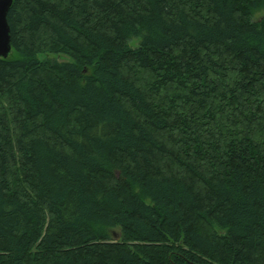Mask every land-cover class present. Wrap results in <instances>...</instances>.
<instances>
[{
	"label": "trees",
	"instance_id": "obj_1",
	"mask_svg": "<svg viewBox=\"0 0 264 264\" xmlns=\"http://www.w3.org/2000/svg\"><path fill=\"white\" fill-rule=\"evenodd\" d=\"M7 24L0 264H264V0H13Z\"/></svg>",
	"mask_w": 264,
	"mask_h": 264
},
{
	"label": "water",
	"instance_id": "obj_2",
	"mask_svg": "<svg viewBox=\"0 0 264 264\" xmlns=\"http://www.w3.org/2000/svg\"><path fill=\"white\" fill-rule=\"evenodd\" d=\"M13 0H0V58L6 59L11 53L7 14ZM116 237V236H115Z\"/></svg>",
	"mask_w": 264,
	"mask_h": 264
},
{
	"label": "rangeland",
	"instance_id": "obj_3",
	"mask_svg": "<svg viewBox=\"0 0 264 264\" xmlns=\"http://www.w3.org/2000/svg\"><path fill=\"white\" fill-rule=\"evenodd\" d=\"M262 12H256L254 15V19L255 18H257L260 14H261ZM138 42H139V40L138 39H132L131 41H130V45L131 46H137V44H138ZM46 57H49V58H52V59H56V60H58V61H66L67 59L65 58V57H59V56H46ZM40 58H44V56H40ZM113 238L116 240V241H118L119 240V233L118 232H116V231H114L113 232ZM116 236V237H115Z\"/></svg>",
	"mask_w": 264,
	"mask_h": 264
}]
</instances>
